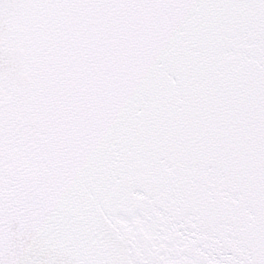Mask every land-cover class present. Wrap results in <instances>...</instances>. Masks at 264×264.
<instances>
[{
	"label": "snow or ice",
	"instance_id": "snow-or-ice-1",
	"mask_svg": "<svg viewBox=\"0 0 264 264\" xmlns=\"http://www.w3.org/2000/svg\"><path fill=\"white\" fill-rule=\"evenodd\" d=\"M0 264H264V0H0Z\"/></svg>",
	"mask_w": 264,
	"mask_h": 264
}]
</instances>
